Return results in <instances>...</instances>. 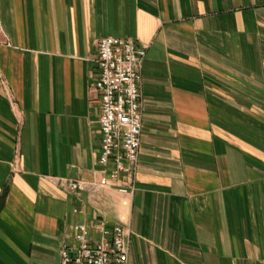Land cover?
Segmentation results:
<instances>
[{"label":"crops","instance_id":"crops-1","mask_svg":"<svg viewBox=\"0 0 264 264\" xmlns=\"http://www.w3.org/2000/svg\"><path fill=\"white\" fill-rule=\"evenodd\" d=\"M107 36L147 46L138 170L73 192L102 168ZM101 222L128 264H264V0H0V264H60Z\"/></svg>","mask_w":264,"mask_h":264},{"label":"built area","instance_id":"built-area-1","mask_svg":"<svg viewBox=\"0 0 264 264\" xmlns=\"http://www.w3.org/2000/svg\"><path fill=\"white\" fill-rule=\"evenodd\" d=\"M146 54L147 46L136 39L116 36L100 39L93 88L101 101L102 168L98 179H59L70 191L87 190L94 195L121 181L123 192L133 186L141 153ZM74 231V242L61 249L60 264H128V228L121 224L109 227L101 222L92 226L76 224Z\"/></svg>","mask_w":264,"mask_h":264}]
</instances>
